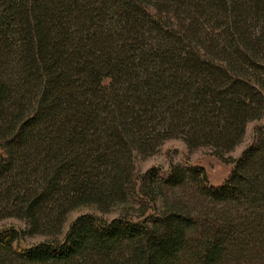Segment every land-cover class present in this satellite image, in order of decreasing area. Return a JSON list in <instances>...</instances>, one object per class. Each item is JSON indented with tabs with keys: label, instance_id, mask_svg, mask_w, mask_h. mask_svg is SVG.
<instances>
[{
	"label": "trees",
	"instance_id": "1",
	"mask_svg": "<svg viewBox=\"0 0 264 264\" xmlns=\"http://www.w3.org/2000/svg\"><path fill=\"white\" fill-rule=\"evenodd\" d=\"M263 115L264 0H0V264H264Z\"/></svg>",
	"mask_w": 264,
	"mask_h": 264
},
{
	"label": "rangeland",
	"instance_id": "2",
	"mask_svg": "<svg viewBox=\"0 0 264 264\" xmlns=\"http://www.w3.org/2000/svg\"><path fill=\"white\" fill-rule=\"evenodd\" d=\"M258 125H264V115L259 120H252L245 125L244 134L240 142L228 151L226 156L233 159L237 158L241 151L251 143L253 131ZM175 163L182 165L184 168H203L208 184L212 186L219 185L226 178L232 166L231 163L223 162L213 156L207 147L201 146L188 150L179 138H169L164 140L152 155L136 158L134 168L137 174H141L152 167L159 170L161 174H164L167 172L169 165ZM121 208V205H117L106 212H101L92 205L78 206L66 214L62 232H64L68 223L80 214L92 213L97 217L108 220L116 216ZM8 223L20 225L17 220L7 218L0 221V226L7 225ZM41 239L40 236L26 237L24 245L35 243Z\"/></svg>",
	"mask_w": 264,
	"mask_h": 264
}]
</instances>
